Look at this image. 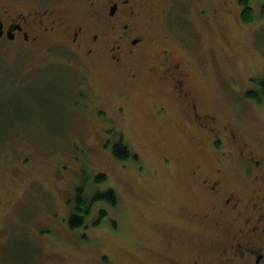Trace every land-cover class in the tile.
Listing matches in <instances>:
<instances>
[{
  "label": "rangeland",
  "instance_id": "1",
  "mask_svg": "<svg viewBox=\"0 0 264 264\" xmlns=\"http://www.w3.org/2000/svg\"><path fill=\"white\" fill-rule=\"evenodd\" d=\"M213 2L220 14L219 31L212 32L198 22L201 3L188 21L184 1L166 0L176 24L169 48L188 54L190 83L218 116L212 127L234 123L262 152L264 99L257 103L245 93L264 79V0L249 3L255 14L249 23L241 20L238 0ZM141 78L142 87L141 79L83 62L62 41L0 42L1 263L157 264L145 252L158 243L157 231L199 229V220L191 226L187 217L200 218L210 208L188 175L198 162L220 158L225 165L231 145L216 148L210 131L186 128L170 89L151 75ZM165 101L170 117L157 118L153 105ZM118 142L136 159L115 158L111 147ZM78 188L89 197L111 189L117 204L95 202L88 227L71 229L67 219ZM193 229L206 240L212 235Z\"/></svg>",
  "mask_w": 264,
  "mask_h": 264
},
{
  "label": "flooded vegetation",
  "instance_id": "2",
  "mask_svg": "<svg viewBox=\"0 0 264 264\" xmlns=\"http://www.w3.org/2000/svg\"><path fill=\"white\" fill-rule=\"evenodd\" d=\"M178 1H184L188 8L187 16L182 17L188 21L193 16L190 9L201 3L196 10L198 22L207 30L219 31L220 9L214 0ZM165 2L0 0V42L62 41L83 62H95L131 81L141 79L136 83L141 87L145 85L141 78L144 74L168 87L171 93L166 95L185 120L184 126L196 132L210 131L216 148L230 144L232 152L223 154L227 155L225 165L220 158L211 163L198 162L188 175L190 186L200 192L210 212L200 218L190 215L186 223L192 226L198 219L199 229L193 231L210 232L211 240L191 234L189 226L185 232L173 228L161 236L157 231L158 243L153 249L145 248V252L157 264H264V151L251 148L234 123L223 124L220 130L212 127L218 116L206 107L190 83L188 54H177L169 48L168 39H174L176 24L174 9L167 8ZM175 16L181 17L179 12ZM156 48L157 55L152 53ZM153 106L157 118L170 117L167 101ZM220 131L223 136L217 135ZM202 142L198 137L197 143ZM214 164L220 165L222 172ZM223 171L239 175L241 181L235 184Z\"/></svg>",
  "mask_w": 264,
  "mask_h": 264
},
{
  "label": "trees",
  "instance_id": "3",
  "mask_svg": "<svg viewBox=\"0 0 264 264\" xmlns=\"http://www.w3.org/2000/svg\"><path fill=\"white\" fill-rule=\"evenodd\" d=\"M254 0H238V3L241 7V20L243 22L249 23L254 21L255 14L253 9L249 6V3ZM263 9V7H262ZM258 90L256 91H247L245 93V97L248 99H252L257 103H260L264 99V79H260L257 81ZM112 155L120 160L125 159H136L135 155L131 154L128 149V146L123 142H118L111 147ZM103 176L96 177L97 181L103 180ZM104 201L108 205L115 207L117 204V196L111 189L106 190L104 192H98L93 196L84 195L81 188L76 189L73 207L71 208L70 215L67 219V225L69 228L74 229L81 227L86 218L90 215L91 209L95 202ZM101 216L105 213L104 211H100ZM101 222V219L94 221L92 224L96 225Z\"/></svg>",
  "mask_w": 264,
  "mask_h": 264
}]
</instances>
